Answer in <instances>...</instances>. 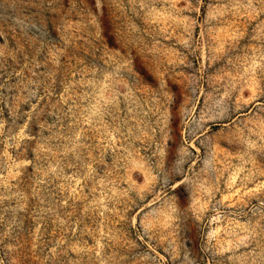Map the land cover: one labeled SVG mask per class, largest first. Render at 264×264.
I'll list each match as a JSON object with an SVG mask.
<instances>
[{
    "label": "rangeland",
    "instance_id": "obj_1",
    "mask_svg": "<svg viewBox=\"0 0 264 264\" xmlns=\"http://www.w3.org/2000/svg\"><path fill=\"white\" fill-rule=\"evenodd\" d=\"M0 264H264V0H0Z\"/></svg>",
    "mask_w": 264,
    "mask_h": 264
}]
</instances>
